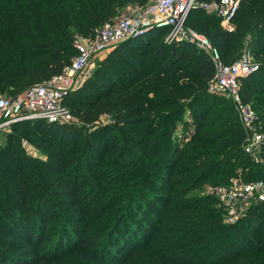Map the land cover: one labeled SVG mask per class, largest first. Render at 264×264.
Wrapping results in <instances>:
<instances>
[{"label":"trees","instance_id":"trees-1","mask_svg":"<svg viewBox=\"0 0 264 264\" xmlns=\"http://www.w3.org/2000/svg\"><path fill=\"white\" fill-rule=\"evenodd\" d=\"M148 1L0 0V95L60 73L76 36ZM192 18L223 62L249 50L259 64L239 92L264 130V0H241L229 30L197 7L185 24ZM164 32L115 44L67 92L76 124L11 126L0 148V264H264V202L227 224L213 195L191 194L264 178V166L241 149L233 103L207 91L209 54ZM20 132L47 160L12 143Z\"/></svg>","mask_w":264,"mask_h":264},{"label":"built area","instance_id":"built-area-1","mask_svg":"<svg viewBox=\"0 0 264 264\" xmlns=\"http://www.w3.org/2000/svg\"><path fill=\"white\" fill-rule=\"evenodd\" d=\"M240 1L149 0L143 6L117 15L112 22L97 28L92 36H76L73 41L76 55L60 73L28 87L17 96L0 95V134L10 132L11 126L22 120L69 122L71 114L63 104V97L78 86L89 60L125 38L142 35L154 28L165 31L163 39L166 43L186 41L209 54L215 72L207 82V91L233 103L243 131L241 149L254 162L264 166V130L251 107L242 102L239 92L241 79L257 71L259 64L249 50L242 52L233 62L225 63L205 35L185 27L190 10L197 7L217 16L222 28L229 30L233 27ZM26 144L27 141L22 142V146ZM205 189L216 198L227 224L236 223L255 204L264 202V178L242 181L234 177L228 184H208Z\"/></svg>","mask_w":264,"mask_h":264},{"label":"rangeland","instance_id":"rangeland-1","mask_svg":"<svg viewBox=\"0 0 264 264\" xmlns=\"http://www.w3.org/2000/svg\"><path fill=\"white\" fill-rule=\"evenodd\" d=\"M131 9L130 7H127L126 9L122 10L120 14H125L127 12H129ZM194 20L193 18L188 20V22L185 24V27L186 28H192L194 29ZM219 26L220 23L218 24ZM101 27V26H100ZM222 27V26H221ZM99 28V27H98ZM195 30V29H194ZM198 32V31H197ZM202 33V32H200ZM203 35L207 36L209 38L208 35L202 33ZM211 39V38H209ZM211 42H213V40L211 39ZM155 44H152V46H155L157 43L159 42H154ZM142 47V46H141ZM113 49L112 48H109V49H106L105 51L101 52V53H98L96 55H94L90 60L89 62L86 64L84 70H83V74L81 76V78L78 80V85H80L82 83V81L84 79H86L87 77L90 76V74L92 73L93 69L96 68L98 66V64L109 54V52ZM128 49H132V47L128 46L126 48V50ZM92 89V88H90ZM68 110L70 111V114H71V119L69 122H67L68 125H71V124H76L77 123V119L75 117V115L73 114V112H71V109L67 106ZM101 119L105 122L106 121V118L105 116H101ZM108 121V119H107ZM21 130V129H20ZM7 133L5 134H0V148L5 146V143L7 142V136H6ZM22 132H20L19 134H17L13 140L12 143L15 142V145L21 147L22 151L28 155L29 157H32V158H35V159H41V160H47V156H46V153H45V150L42 148V147H38L36 142L34 140H30V137L29 136H26L24 137L23 135H21ZM19 135V136H18ZM18 136V137H17ZM23 136V137H21ZM21 137V138H20ZM23 141H27V144L26 146H22V142ZM47 150H54L52 148H48ZM117 167V166H116ZM208 184H206L207 186ZM206 186H204L203 188H196V189H193L191 194H201L203 192H205V188ZM206 193V192H205Z\"/></svg>","mask_w":264,"mask_h":264},{"label":"water","instance_id":"water-1","mask_svg":"<svg viewBox=\"0 0 264 264\" xmlns=\"http://www.w3.org/2000/svg\"><path fill=\"white\" fill-rule=\"evenodd\" d=\"M128 38H129V37H128ZM125 39H127V38H125ZM125 39H123V40H125ZM123 40H121V41H123ZM121 41H119V42H121ZM119 42H117V43H119ZM117 43H116V44H117Z\"/></svg>","mask_w":264,"mask_h":264}]
</instances>
